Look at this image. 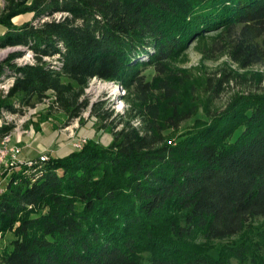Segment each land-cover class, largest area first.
I'll return each instance as SVG.
<instances>
[{
	"label": "trees",
	"instance_id": "16d2710c",
	"mask_svg": "<svg viewBox=\"0 0 264 264\" xmlns=\"http://www.w3.org/2000/svg\"><path fill=\"white\" fill-rule=\"evenodd\" d=\"M5 1L0 46L25 45L35 57L17 63L16 50L0 61V82L13 78L6 108L52 90L77 116L99 77L133 91L144 125L126 118L108 145L88 140L11 170L0 233L14 237L0 244V264H264V90L235 93L174 139L163 133L193 112L169 61L211 36L240 66L264 63V0ZM25 11L39 23L12 21Z\"/></svg>",
	"mask_w": 264,
	"mask_h": 264
},
{
	"label": "rangeland",
	"instance_id": "374dc122",
	"mask_svg": "<svg viewBox=\"0 0 264 264\" xmlns=\"http://www.w3.org/2000/svg\"><path fill=\"white\" fill-rule=\"evenodd\" d=\"M31 1L27 0V3ZM5 4V0H0V14ZM33 14L32 11L20 12L11 19L15 24L25 21L39 23L33 18ZM62 15H65L64 12L58 11L45 18ZM2 29L4 25L0 23V30ZM214 40L211 36L202 40L204 42L191 40L183 53L169 61V73L177 79L181 106H192L193 112L181 121L178 129L171 126L163 129L168 138L174 139L179 133L207 119L210 112L224 108L235 93L264 90V63L242 67L231 58L227 49L213 46ZM16 50L22 53L12 61L25 63L35 60L32 50L25 45H7L0 46V61L7 59ZM43 58L53 63L58 62L57 55H46ZM143 72L147 78H153L157 74L152 65H146ZM222 77L225 78L221 87L215 91L213 87ZM7 79L0 82V139L6 130H11L13 140L22 146V154L32 158H40L41 154H46L48 158L65 155L76 148L73 142L82 138H85L84 143L94 139L108 145L113 139L114 131L121 128L126 118H130L137 127L142 128L144 125L141 115L135 113L137 102L133 91L118 80L90 78L79 98L80 101L86 100L87 104L79 115L71 117L55 100L52 90L47 96L36 99L29 105H21L16 97H12L10 100L20 109L6 108L2 100L7 97ZM93 107L96 108V114L92 112ZM169 111L170 107H165L163 114ZM2 126L6 127L2 129ZM256 219L261 221L264 216ZM13 237L12 231L1 233L0 244L9 245ZM224 241L226 239L217 240L219 244ZM213 252L216 254L217 250Z\"/></svg>",
	"mask_w": 264,
	"mask_h": 264
},
{
	"label": "built area",
	"instance_id": "2783aa9c",
	"mask_svg": "<svg viewBox=\"0 0 264 264\" xmlns=\"http://www.w3.org/2000/svg\"><path fill=\"white\" fill-rule=\"evenodd\" d=\"M12 81L13 78H8L6 84L10 86L12 84ZM84 141L85 138H82L80 141H74L73 145L76 148H80L82 147ZM22 151H23L22 146L18 142L13 140L12 131L6 130L0 139V193L4 189V181L6 175L11 170L23 164L31 165L34 162H36V158L23 157ZM39 157L41 159L48 158L46 154H41Z\"/></svg>",
	"mask_w": 264,
	"mask_h": 264
},
{
	"label": "crops",
	"instance_id": "0c3cea01",
	"mask_svg": "<svg viewBox=\"0 0 264 264\" xmlns=\"http://www.w3.org/2000/svg\"><path fill=\"white\" fill-rule=\"evenodd\" d=\"M2 31H3V29L0 30V32H2ZM22 156H23V157H30V156H27V155H24V154H22Z\"/></svg>",
	"mask_w": 264,
	"mask_h": 264
}]
</instances>
